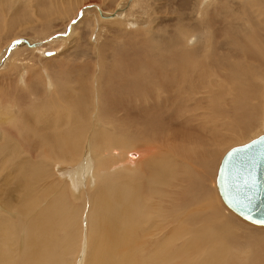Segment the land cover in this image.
Masks as SVG:
<instances>
[{
    "label": "bare ground",
    "instance_id": "6f19581e",
    "mask_svg": "<svg viewBox=\"0 0 264 264\" xmlns=\"http://www.w3.org/2000/svg\"><path fill=\"white\" fill-rule=\"evenodd\" d=\"M144 1L84 7L63 32L1 49L2 83L18 80L0 87V208L10 215L0 212V264H75L87 208L86 264H264V228L222 203L214 174L224 147L260 118L255 137L264 134V0H181L173 24L98 54V72L55 61L85 15L132 23ZM71 3L0 0V31L17 7L14 26L35 14L48 26L74 13ZM22 50L46 57L48 98ZM84 188L95 190L80 207Z\"/></svg>",
    "mask_w": 264,
    "mask_h": 264
},
{
    "label": "rangeland",
    "instance_id": "374dc122",
    "mask_svg": "<svg viewBox=\"0 0 264 264\" xmlns=\"http://www.w3.org/2000/svg\"><path fill=\"white\" fill-rule=\"evenodd\" d=\"M70 1H72L71 4L75 8L74 13H72L68 17H64V18H60V17H56V16L53 17L50 19L49 25L47 24L48 26H46L44 21L41 20L39 17H36V14L30 20L17 22V24H15L16 26H14V24L10 22V19H12V20L14 19V16H16V14L18 13L17 12L18 7H17V9L15 8L16 10H13V11H16V13L13 12L12 10H10L9 12L7 11L8 13H7L6 21H7V19H8V21H7V23H5L1 26V31H0V51H1V49L5 48L7 46V44H10V43L12 44L13 42H16V40L19 42L22 39L39 41L38 39H40V38H42V40L44 38H46V35L51 36L54 34H59V32L60 33L63 32L67 28L66 26L70 23V20L73 18L75 13L79 12L84 7L97 4L99 6L104 7L107 11L112 12L115 9V5L119 0H116L114 2L113 1L110 2L108 0H70ZM176 1L177 0H174V2H173V0H145L144 2H142L143 5H141V7H140L141 9L137 7L134 10V12H132V14H133L132 16H135L134 20L136 21L135 22L134 20L131 19L130 21H132V23H129L127 20L124 22H120V23L117 22L114 24L111 21L102 22L99 18L94 17L93 13H96L95 11L90 12L89 14L84 16L80 26L78 27V29H77L78 32L76 34L77 37L75 36L73 39L71 38L70 40H67L63 46H58L59 47L58 50L60 49L59 54H58V56L54 57V59H56L55 61H61V60L62 61H65V60L66 61H72L73 59H76L77 62L75 61V64H77L81 68L78 72L80 75H81V72L83 70H85V69H82V67L86 66L87 62L91 63V71L92 72L94 70L98 72V69L95 68V67H97V65H95V63L97 61L98 54H100L106 48H109L111 44L115 45L116 43L123 41V39H125L126 36H129V35L131 37L137 38L138 36H140L142 34L143 31L147 30V27L149 25H150V27H152L153 26L152 23L153 24L156 23L155 24L156 26L154 25L153 27H157L158 25H161V24H163V25L164 24L165 25L166 24H173L174 22L171 20V19H173L172 15L175 16V14L173 12L176 11L175 8H177V7L179 8V4H180L179 2H181V0H178L177 3H176ZM193 1L195 2L198 0H193ZM200 2H201V0H200ZM196 3L200 4L199 1ZM171 4H172V7H171ZM173 5H175V6H173ZM162 11H164L166 14H163ZM167 14L169 15V17ZM156 20L159 22H157ZM138 23H140V24H138ZM89 24H91V27L89 26ZM146 24H147V26H146ZM64 27H66V28H64ZM99 28H101V30ZM23 49H25V48H23ZM110 52H112L111 49L107 50L106 54L109 55ZM17 54H20L22 58H25V63H26L25 66L27 65L26 67H28V65L30 64V63L27 64V60H33L34 63L29 65V67L33 68V69H31V71H29V69H30L29 67H28L29 69H27V71L30 72L28 74V76H29V78H31V77L33 78V75L35 74V72H36L37 76L40 77V79H42V75L44 76V78H45L44 80L45 81L47 80L46 81L47 84L45 83L47 85V86L45 85L47 88L44 87L43 96L48 98V96L53 94V92L55 91V86L53 85V81L49 77V72H48V74H46L45 72L43 74L44 69L46 70L48 68L45 66V62H44L46 57L42 56L40 54V52H37V51L33 52L32 50L17 51ZM80 54H83L85 56L84 58H81L82 60L77 58V56H79ZM16 63H17V60L14 59L13 61H11L9 63V66H15ZM6 71H8L7 68L4 72H0L1 73L0 74V87H4V85L8 86V83H11V82L13 83L14 86H16L17 80H18V79L17 80L15 79L16 75H14L12 79L8 78V77H12V76H7V80L3 79V83H2V78H5L3 75H4V73H6ZM13 80H15L16 83H14L15 81H13ZM24 80L19 79V81H20L19 85H21L22 87L24 86V82H23ZM2 84H3V86H2ZM94 85H95L94 88L96 90V82L94 83ZM50 88L52 89L51 91H49ZM262 104H264V103H262ZM261 106L263 107V105H261ZM261 115H262V109H261ZM261 120L262 119L260 118L259 123H261ZM259 123H258V126H256V128L254 129V133L250 134V137H248V136L246 137V139H245L246 141H244V140L239 141L235 144L228 145V146L224 147V149L222 150V152L220 154V158L218 159V164H217L216 170H215L216 172L214 173L215 179H216V173L218 170L220 160L222 159L224 154L229 149H231L232 147L244 144V143L252 140V138H254L258 134L256 132H259V128L261 125V124L259 125ZM23 128H24V126H23ZM251 136H252V138H251ZM0 144H3V136L1 133H0ZM59 178H62V177L59 176ZM1 179H2V177L0 178V180ZM12 181L13 180H9L6 187H9V186L12 187L11 186V185H13ZM53 181H54L53 178H47L46 180H44L42 182L41 189H43V190L47 189L48 187H50V185L53 183ZM10 182H11V184H10ZM214 183H215V181H214ZM4 185L5 184L3 182H0V187H4ZM85 185H86V188L92 186V184L91 185L85 184ZM86 188H84L83 190H79L78 195H79V201L80 202H78V201L74 202V199L71 197L72 201L75 203V205H77V206L79 205L80 207H82L84 198L86 199V195H89V196H87V201H88L90 195H93V194H91V192H92L91 190H95L96 186H95V188H91L89 190H87ZM215 189H216V186H215ZM216 193H217V190H216ZM16 194L18 195V192ZM17 195H16V198H17ZM217 196H218V198H220L218 193H217ZM0 198H1V200H5V196H2V194H1ZM219 200L221 201V199H219ZM72 209L75 210V207H72ZM83 209H85V208H83ZM88 211H89V209L87 208L86 212L84 213L83 219H82L83 231H84L83 234L84 235L86 234L85 224H87L86 213ZM0 212L3 215H5L6 217L10 216L9 213H7L5 210H3L1 208H0ZM240 220H242V219H240ZM77 221H78V219H77ZM14 222L16 223V221H14ZM243 222L250 225V226H253L252 224H249L245 221H243ZM255 227H257V226H255ZM258 228H263V227H258ZM74 229H77V227ZM84 235H82V243L80 244V247L78 248V251H80V252L82 251V253H80L81 258L77 257V259L74 261L75 264H78V263L79 264H82V263L86 264V261L89 260L91 257V250L89 249V245L87 244V240H86L87 238H85L86 235L85 236ZM85 240H86V242H85ZM83 245H84V247H83ZM88 255H89V258H88Z\"/></svg>",
    "mask_w": 264,
    "mask_h": 264
},
{
    "label": "water",
    "instance_id": "95a60500",
    "mask_svg": "<svg viewBox=\"0 0 264 264\" xmlns=\"http://www.w3.org/2000/svg\"><path fill=\"white\" fill-rule=\"evenodd\" d=\"M216 186L229 210L247 223L264 228V134L224 154Z\"/></svg>",
    "mask_w": 264,
    "mask_h": 264
}]
</instances>
